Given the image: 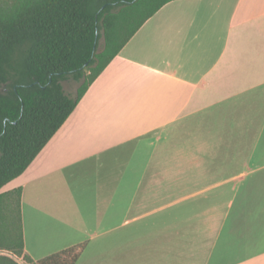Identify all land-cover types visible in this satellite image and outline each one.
Instances as JSON below:
<instances>
[{"label":"crops","instance_id":"1","mask_svg":"<svg viewBox=\"0 0 264 264\" xmlns=\"http://www.w3.org/2000/svg\"><path fill=\"white\" fill-rule=\"evenodd\" d=\"M18 189L23 262L264 264V0L166 4Z\"/></svg>","mask_w":264,"mask_h":264},{"label":"trees","instance_id":"2","mask_svg":"<svg viewBox=\"0 0 264 264\" xmlns=\"http://www.w3.org/2000/svg\"><path fill=\"white\" fill-rule=\"evenodd\" d=\"M172 1H0V192L34 162L142 26ZM71 80L82 82L75 97L63 86ZM20 196L19 189L0 194V264H19L13 257L24 253ZM84 249L24 261L76 264Z\"/></svg>","mask_w":264,"mask_h":264},{"label":"rangeland","instance_id":"3","mask_svg":"<svg viewBox=\"0 0 264 264\" xmlns=\"http://www.w3.org/2000/svg\"><path fill=\"white\" fill-rule=\"evenodd\" d=\"M0 1H11V0H0ZM104 44H105V40L104 38H102L100 40V44H99V49L98 52H101L104 48ZM82 82H75V81H68L63 83L64 89L66 91V93L72 97H75L77 95L78 89L81 87ZM3 240L0 239V243H2ZM4 255H8L7 253L3 252ZM15 259V261H17V263L19 264H26L25 262H23L21 259H18L16 257H13Z\"/></svg>","mask_w":264,"mask_h":264},{"label":"water","instance_id":"4","mask_svg":"<svg viewBox=\"0 0 264 264\" xmlns=\"http://www.w3.org/2000/svg\"><path fill=\"white\" fill-rule=\"evenodd\" d=\"M16 123V122H15Z\"/></svg>","mask_w":264,"mask_h":264}]
</instances>
